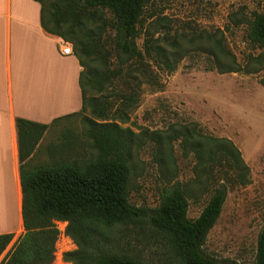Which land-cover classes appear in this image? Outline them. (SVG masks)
Listing matches in <instances>:
<instances>
[{"label": "rangeland", "instance_id": "rangeland-1", "mask_svg": "<svg viewBox=\"0 0 264 264\" xmlns=\"http://www.w3.org/2000/svg\"><path fill=\"white\" fill-rule=\"evenodd\" d=\"M263 11L264 0H150L137 26L136 45L143 50L149 37L160 51H184L176 70L167 74V68L159 67L155 51H150L145 61L160 89L137 83L141 80L138 77V98L131 107L121 103V95L131 92L129 86L133 83L126 71L111 84L89 86L85 112L50 125L25 169L63 161H89L96 150L83 135V115L94 119L95 103L102 104L110 114L125 111L126 122H116L135 134L129 202L153 210L162 192L179 182L187 191V217L195 219L219 181L224 182L226 198L203 252L220 261L251 264L258 234L264 227V59L258 64L264 51L249 42L247 33L249 22ZM96 16L107 23L99 35L104 49L102 54H94L89 64L98 71L115 70L117 61L110 49L114 36L109 27L112 15L103 10ZM215 39L238 64H252L256 71L218 73L206 47ZM137 65L129 69V74L138 76L133 71ZM183 138H188L185 147ZM205 138L227 139L236 146L248 167L246 183L233 179L234 173L227 179L217 173L213 179L201 174L191 150L194 140ZM157 139L163 144L162 150ZM108 238L115 252L141 264H174L165 239L145 222L136 227L116 226ZM13 242L0 255V263ZM60 248L68 253L76 250V245L70 239Z\"/></svg>", "mask_w": 264, "mask_h": 264}, {"label": "trees", "instance_id": "trees-1", "mask_svg": "<svg viewBox=\"0 0 264 264\" xmlns=\"http://www.w3.org/2000/svg\"><path fill=\"white\" fill-rule=\"evenodd\" d=\"M34 1L41 5L43 30L71 43L73 56L82 68L79 75L81 110L63 118L85 112L89 86L111 84L115 79H121L125 71L133 83L129 86L131 92L121 95V103L131 107L138 98L136 93L139 86L135 83L138 77L141 80L137 83L160 89L145 61L151 56L150 51H155L160 58L159 67L167 68V74L175 71L178 61L184 57V51L179 49L160 51L149 37L144 41L143 50L138 49L137 26L150 0ZM103 10H108L112 15L109 27L114 36L110 49L117 61V68L98 71L90 64L92 56L102 54L104 49L99 35L107 23L100 16L95 18L96 13ZM247 38L252 45L264 51V11L249 22ZM210 42L206 47L218 73L245 71L248 74L256 71L252 64L243 67L238 64L234 55L222 48L220 41L215 39L212 44ZM263 59L264 52L258 64ZM136 63L138 65L133 71L138 74L137 77L128 72ZM104 100L107 106V98ZM95 104L92 105L94 119L86 115L82 117L85 124L83 135L96 150L95 156L87 162L63 161L25 169L26 162L49 125L20 118L16 120L24 233L0 264H51L59 233L69 237L76 245V250L63 255L65 262L141 264L129 255L115 252L109 245L108 233L116 226L136 227L144 222L165 239L174 264H239L216 260L203 252L207 235L218 220L226 198L224 182L219 181L195 219L187 217V191L179 182L162 192L159 204L153 210L134 206L128 199V186L135 134L128 128H121L116 122H126L125 111L115 110L110 114L102 104ZM183 140L185 147L188 138ZM157 142L159 150H162L160 139ZM192 145L196 165L201 167V174L206 179H213L216 173L227 179L234 173L233 179L246 183L248 167L231 141L205 138L204 141L194 140ZM57 225L60 231L56 229ZM12 239L11 234L0 235V255ZM251 264H264V227L258 234Z\"/></svg>", "mask_w": 264, "mask_h": 264}, {"label": "crops", "instance_id": "crops-1", "mask_svg": "<svg viewBox=\"0 0 264 264\" xmlns=\"http://www.w3.org/2000/svg\"><path fill=\"white\" fill-rule=\"evenodd\" d=\"M63 42L43 30L38 2L0 0V235L13 244L24 233L16 120L50 126L82 107V68Z\"/></svg>", "mask_w": 264, "mask_h": 264}, {"label": "built area", "instance_id": "built-area-1", "mask_svg": "<svg viewBox=\"0 0 264 264\" xmlns=\"http://www.w3.org/2000/svg\"><path fill=\"white\" fill-rule=\"evenodd\" d=\"M60 52L62 55L65 56H70L73 54L72 51V44L71 43H67V42H63L61 45V49ZM56 229L60 231V226L57 225ZM68 238V239H67ZM65 240H70L69 237L63 236L60 233L58 234V241L56 242L55 245V251H54V259L53 262L51 264H67L68 262H65L63 259V255L65 254V251H62L60 248V245L62 244L63 241Z\"/></svg>", "mask_w": 264, "mask_h": 264}]
</instances>
